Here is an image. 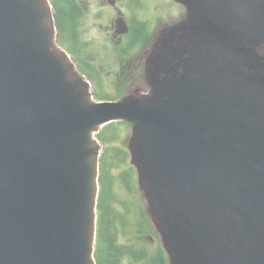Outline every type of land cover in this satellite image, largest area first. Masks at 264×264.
Returning a JSON list of instances; mask_svg holds the SVG:
<instances>
[{"label":"water","instance_id":"95a60500","mask_svg":"<svg viewBox=\"0 0 264 264\" xmlns=\"http://www.w3.org/2000/svg\"><path fill=\"white\" fill-rule=\"evenodd\" d=\"M185 1L190 76L93 103L46 0H0V264H94L93 133L119 119L173 264H264V0Z\"/></svg>","mask_w":264,"mask_h":264},{"label":"flooded vegetation","instance_id":"af4514ba","mask_svg":"<svg viewBox=\"0 0 264 264\" xmlns=\"http://www.w3.org/2000/svg\"><path fill=\"white\" fill-rule=\"evenodd\" d=\"M60 32L68 34L69 44L95 43L88 33L102 36L103 46L117 45L120 49L109 63L94 64L89 73L96 78L98 73L105 75L119 92L129 90L139 96L149 93L148 61L162 39L172 30L188 20V9L179 0H50ZM120 32H125L121 34ZM173 32L172 39L180 37ZM178 48L176 42L172 45ZM172 52V51H171ZM97 81V80H95ZM130 93V92H129ZM143 261L149 256L140 255ZM118 254L112 262L117 263Z\"/></svg>","mask_w":264,"mask_h":264},{"label":"rangeland","instance_id":"374dc122","mask_svg":"<svg viewBox=\"0 0 264 264\" xmlns=\"http://www.w3.org/2000/svg\"><path fill=\"white\" fill-rule=\"evenodd\" d=\"M94 35H95V33H94ZM100 46H101V44H97L96 43V47L93 46L94 48H93V50H91V54L94 57V60H95V58H97L99 60H102L104 58V56H101L100 53H98L99 50H95L97 48L98 49L102 48ZM94 51H98V52H94ZM84 74L90 80V77H89L88 73H84ZM103 82H104V84L106 86L105 91L107 92V89L109 88V82L107 80H103ZM92 91H93V93L95 92L94 91V87H92ZM117 95L118 94H116L114 96L116 97ZM94 100H96V101L98 100L96 96L94 97ZM117 126L120 128V139L116 143H113V145L115 146V144H116L117 146H115V147H118V148L122 149L123 152H124V155H122L121 152H118V153L114 152L110 148V145H107V144H105V145L102 144L101 145L102 146V153L104 151L108 150L110 152V154L113 155L115 158H116V156H117V158H121L123 156H127V159H126L127 165L126 166L124 165V163H120L121 159H118V161H116L117 165L113 169H111L108 172V175H107L108 178H110L112 180V194L115 196V201H116V203L114 205L112 203H110L111 210H112L113 213H116L117 211H120V210H119V208H115V207H121V208L126 210L125 212H128V209L126 208L127 205L125 204V201H127V199H129V204L133 208H137L139 206L138 201H140V203L142 204L143 210L145 212L146 201H145V199L143 197L142 192L140 191V189L138 187L137 179L134 178L135 179V183H136L135 194H130L129 189L126 186H124L126 170H132V172L134 173L133 166L130 163L129 156L126 154L127 150H128V142H129V139H130V137L132 135V128L127 123H121V124H118ZM104 132H105L106 135L110 134L108 130H105ZM128 166H129V169H128ZM134 177H135V174H134ZM131 186H132V182H131ZM135 195H136V197H135ZM124 199H125V201H124ZM121 200L124 201V204L120 203ZM107 202L108 201L106 199V203ZM117 214H119V213H117ZM137 214L138 213H131L130 212V214H127V215L129 217L133 216L134 217V221H136ZM125 215H124V217H125ZM112 222H113L114 225L112 223H110V224L113 227V234H114V237L116 239L124 238L127 235V237L130 240H134V236L132 235L133 233H131V230H134L135 227H133L132 229H131V227H128V229H124V228H122V226L118 227V225L115 223V217L112 220ZM107 223H109V222H107ZM123 233H126V235H124ZM156 244H157L156 242H153V244H152L154 249L156 248ZM121 250H122L123 253H126L124 247H122ZM120 261H121V259H120ZM124 264H125V262H124Z\"/></svg>","mask_w":264,"mask_h":264}]
</instances>
